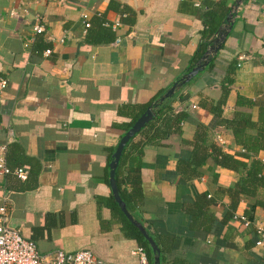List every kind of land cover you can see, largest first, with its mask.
I'll return each mask as SVG.
<instances>
[{"label": "crops", "instance_id": "0c3cea01", "mask_svg": "<svg viewBox=\"0 0 264 264\" xmlns=\"http://www.w3.org/2000/svg\"><path fill=\"white\" fill-rule=\"evenodd\" d=\"M236 1L0 0V146L10 168L29 172L0 175V205L10 195V224L40 253L140 264L142 245L111 207L129 108L148 110L191 70L208 7ZM169 100L167 136L124 167L140 169L128 210L165 264H264V150L240 143L264 124V0L243 3L218 55Z\"/></svg>", "mask_w": 264, "mask_h": 264}, {"label": "trees", "instance_id": "16d2710c", "mask_svg": "<svg viewBox=\"0 0 264 264\" xmlns=\"http://www.w3.org/2000/svg\"><path fill=\"white\" fill-rule=\"evenodd\" d=\"M229 13L230 10L228 7H226L224 2L217 3L214 6L208 7L207 11L205 12L204 28L202 30V41L199 45V49L194 55L195 63L199 62L201 58L204 56L212 40L216 36L218 30L226 22V18L228 17ZM171 101L172 100H167L158 109L155 118L151 122H149L145 126V128L138 134L142 137V139H144L143 142L135 144L133 142L134 139L131 140L123 153L120 165L116 173V180H117L120 196L127 205L128 209H130L131 211H133L134 209L133 207L134 204H137L138 201L141 199V192L139 191V187L141 185L140 169L139 167H136L134 169L132 168L125 169L126 164L129 160L139 162L140 158L143 155V149L145 146L158 144L160 139H162L164 136H167L168 133L166 131H162V125L165 123L168 114L173 112L171 106L169 105ZM146 110L147 107L144 108H139L137 106L130 107L128 113L129 115L132 116V118L130 123H128L125 126V131L131 129L133 125L138 121V119L146 112ZM182 121H183V117H181L178 120L179 123H181ZM245 124L248 123H244V125ZM235 134L238 138L241 137L239 136L241 134L240 130H235ZM244 135H245V126H244ZM258 135L259 136L257 139H254L250 142L245 140L243 142H240L242 145H244V148L248 152L250 151L258 152L259 150H264V124L260 132H258ZM244 192L247 193L248 191L244 190ZM111 207L112 210L121 218L126 232L130 234V236H132L134 239L140 242L143 249L146 251L148 255L150 264H153L152 249L149 243L144 238V236L125 217L122 210L120 209V207L118 206V204L114 199L111 201ZM161 264H165V260L163 257H161Z\"/></svg>", "mask_w": 264, "mask_h": 264}, {"label": "built area", "instance_id": "2783aa9c", "mask_svg": "<svg viewBox=\"0 0 264 264\" xmlns=\"http://www.w3.org/2000/svg\"><path fill=\"white\" fill-rule=\"evenodd\" d=\"M88 15H84L85 27L89 29L91 23ZM121 23L117 21L112 25L113 29L120 27ZM46 31L44 25L37 24L34 27L36 35L43 34ZM119 42V40L117 41ZM51 50L46 51V55H50ZM7 81L2 80L0 87L5 89ZM7 145L0 146V175H15L20 180H26L28 170L24 167L15 169L7 165L6 159ZM10 195L4 197V203L0 205V264H108L99 260L91 251L81 250L75 253H67L62 250L53 251L51 253H40L37 244L33 240L24 237L21 229L15 228L10 224V213L7 208V202L10 201ZM236 220L249 225L247 218L241 216ZM256 247L264 249V225L257 227ZM140 258V264H150L148 255L143 248L137 250Z\"/></svg>", "mask_w": 264, "mask_h": 264}, {"label": "water", "instance_id": "95a60500", "mask_svg": "<svg viewBox=\"0 0 264 264\" xmlns=\"http://www.w3.org/2000/svg\"><path fill=\"white\" fill-rule=\"evenodd\" d=\"M246 0H237L233 5L226 22L220 27L216 36L212 40L208 50L201 58V60L185 75H183L175 84L163 94L152 106L148 108L144 115L134 124V126L128 130V132L122 137L115 153L113 154L112 161L110 164V185L113 191L114 198L118 205L120 206L122 212L130 220V222L138 228L144 235L145 239L151 245L154 254V264H161V252L154 240V238L149 234L147 229L140 223L128 210L127 205L122 200L116 180V173L120 165L123 153L130 143V141L136 137L145 126L151 122L156 116V109L159 108L166 100L172 99L177 91H180L185 85L189 84L194 80L200 73H202L208 65L213 61V59L218 55L219 51L222 49L227 37L233 29L236 16L238 14L239 8L243 5Z\"/></svg>", "mask_w": 264, "mask_h": 264}]
</instances>
